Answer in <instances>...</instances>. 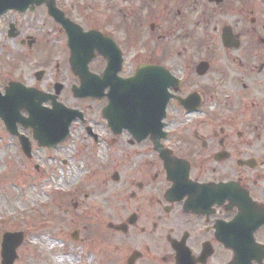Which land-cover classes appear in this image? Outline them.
Wrapping results in <instances>:
<instances>
[{"label":"flooded vegetation","instance_id":"flooded-vegetation-1","mask_svg":"<svg viewBox=\"0 0 264 264\" xmlns=\"http://www.w3.org/2000/svg\"><path fill=\"white\" fill-rule=\"evenodd\" d=\"M141 3H154V21L120 12L108 30L64 12L117 46L94 52L96 96L85 98L67 31L46 5L42 18L30 20V7L0 14V94L21 83L46 107L82 112L68 139L77 131L92 149L85 178L108 195L121 264H264V0ZM35 51L39 68L23 69Z\"/></svg>","mask_w":264,"mask_h":264},{"label":"rangeland","instance_id":"rangeland-1","mask_svg":"<svg viewBox=\"0 0 264 264\" xmlns=\"http://www.w3.org/2000/svg\"><path fill=\"white\" fill-rule=\"evenodd\" d=\"M142 1L57 0V4L85 27L108 30L114 27L109 24L110 18L115 25L123 21L120 12H149L154 21V3L146 4L145 10ZM45 12L42 6L37 7L30 20L42 18ZM24 58L23 69L39 68L37 51L31 56L26 52ZM51 78L48 75L46 79ZM26 81L30 85V76ZM65 102L72 107H83L72 99ZM19 130L29 138L32 135L30 129L25 130L21 125ZM33 141L30 158L19 138L0 120V264L6 232L23 233L24 241L17 249L19 257L15 264H121L125 247L121 240L112 239L108 228L111 215L108 195L96 188L98 179L85 178V171L96 167L95 159L91 162L92 149L88 142L77 131L54 150ZM74 202L81 206L74 207ZM76 231H79L78 239L72 237Z\"/></svg>","mask_w":264,"mask_h":264},{"label":"water","instance_id":"water-1","mask_svg":"<svg viewBox=\"0 0 264 264\" xmlns=\"http://www.w3.org/2000/svg\"><path fill=\"white\" fill-rule=\"evenodd\" d=\"M46 4L49 13L57 22L63 25L69 35V46L72 53V65L74 70L82 76V88L77 93L80 97L94 96V83L89 71V62L94 56V51L107 55L110 47L115 48L114 42L103 34L90 30L84 32L82 27L67 19L64 13L57 8L55 0H0V14L9 8H25L30 5L33 10L37 5ZM79 63V64H78ZM119 66V64H118ZM117 70V68H116ZM109 68L105 76L108 75ZM140 82V72L136 76ZM105 83V82H104ZM102 87V85H101ZM106 87L103 85L102 90ZM30 88L20 84H13L8 89L6 96H0V117L5 121L8 130L20 137L22 147L30 156V140L19 133L17 122H21L26 128H34V137L41 146L55 147L65 140L70 132V125L77 118L78 112L68 109L64 105L54 103L53 109L43 107L47 98L38 94H30ZM22 109H27L30 117L23 118L20 114ZM80 114V113H79ZM82 116V114H80ZM104 116H108V107L104 110ZM139 117V114H138ZM77 235H75L76 237ZM23 242V233H5L2 243V264H15L18 258L17 249Z\"/></svg>","mask_w":264,"mask_h":264},{"label":"bare ground","instance_id":"bare-ground-1","mask_svg":"<svg viewBox=\"0 0 264 264\" xmlns=\"http://www.w3.org/2000/svg\"><path fill=\"white\" fill-rule=\"evenodd\" d=\"M49 242H50V243H49L50 245H54L53 241H49Z\"/></svg>","mask_w":264,"mask_h":264}]
</instances>
